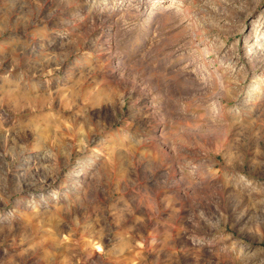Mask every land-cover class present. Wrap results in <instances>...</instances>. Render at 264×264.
I'll return each instance as SVG.
<instances>
[{
	"label": "rangeland",
	"instance_id": "374dc122",
	"mask_svg": "<svg viewBox=\"0 0 264 264\" xmlns=\"http://www.w3.org/2000/svg\"><path fill=\"white\" fill-rule=\"evenodd\" d=\"M0 264H264V0H0Z\"/></svg>",
	"mask_w": 264,
	"mask_h": 264
},
{
	"label": "bare ground",
	"instance_id": "6f19581e",
	"mask_svg": "<svg viewBox=\"0 0 264 264\" xmlns=\"http://www.w3.org/2000/svg\"><path fill=\"white\" fill-rule=\"evenodd\" d=\"M154 17H155V15H154Z\"/></svg>",
	"mask_w": 264,
	"mask_h": 264
}]
</instances>
